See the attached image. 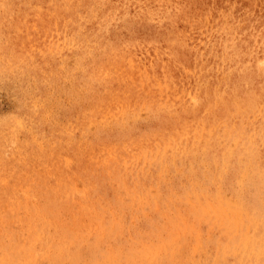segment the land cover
Returning <instances> with one entry per match:
<instances>
[{
  "label": "rangeland",
  "instance_id": "rangeland-1",
  "mask_svg": "<svg viewBox=\"0 0 264 264\" xmlns=\"http://www.w3.org/2000/svg\"><path fill=\"white\" fill-rule=\"evenodd\" d=\"M93 1L95 8L105 9L108 5H115L113 18H107L100 23L99 18L90 20L86 10L81 9L79 12L80 25L72 27L71 24V27L66 25L56 29L62 23L57 27L48 25V22L43 21L42 14L31 13L26 10L25 0H0V192L38 190L46 193L48 191H67L73 188L75 181H82V173H86L90 179L98 182V190L102 194L89 197L85 194L83 184L80 185L81 194L87 198L65 203L60 212L56 211L55 220L50 223L53 229L56 228L57 223L61 233L65 228L78 232L76 233L79 238L78 243L76 247L72 245L71 255H74L75 259H71V264L74 262L75 264L77 262L78 264H100L101 255L106 254L113 247H116L118 251V256L116 255L117 257L114 258V264L118 262L121 264L125 261L126 264H170V261L171 264L176 262L177 264H194V260L195 264H264V183L261 182L264 181V178L258 177L253 168L248 169V174L245 175L246 167L251 166V159L253 158H258L259 164L264 168V85L256 90V93L247 94L248 99L242 100L241 107H247L246 109L243 107L242 110L237 107V111L232 109L234 112L232 116L226 112L228 118L234 120L232 126H225L223 124L224 116L220 115L218 111L216 112V118L221 121L219 128L222 136L217 138L219 141L216 137L203 136L202 145L193 146L192 143L196 142L193 139V132L196 131L194 122L196 121L188 119L191 123L187 132L189 142L185 145L175 144L172 153L166 154L173 161L177 159L175 170H173L174 172L177 171L178 181H175L174 175L168 172L159 175L154 159L149 161L146 159L142 164L135 166L130 163L128 169L133 166L130 170L133 171L135 168L130 181H126L123 177L122 179L118 178L119 172H123L124 169L121 170L122 165L119 164L122 163L116 159L114 154L117 151H126L128 146L132 151V136L141 137L139 143H144L143 134H138L136 130H133L129 136V125L122 126L111 118H100L97 125L100 126L99 134L104 139L98 143H96V135L89 133L85 139L82 131L79 132L76 128V121L78 120L76 116L77 88L79 86L76 79L77 72L75 73L76 63L71 51H75L76 45L74 43L78 42L77 36H80L84 31L86 32L87 29L93 30L95 23H100L97 26L102 24L111 26L105 32L100 33L96 39L93 38L95 49L91 55L85 57V60H81L80 64L84 68L87 64L88 69L101 70L110 57V49L114 46L118 47L120 53L115 62L121 74L106 81V90L109 91L131 93L133 87L129 81L135 82L138 86L144 85L141 82L139 71L135 68L136 61L143 57L154 58L151 71L156 76L159 74L166 75L168 70H176L177 75L180 73L184 79L198 80L202 79L205 72L211 69L214 52L223 50L233 61L230 63L220 58L226 69H233L230 79L240 71L247 74L254 70L238 69L243 63V58L238 56L239 51H244L245 42L237 37H228L226 33H222L220 36L207 35L200 30L192 29V41L186 47H174L165 40V38L168 39V36L164 32L161 36L160 23H151L155 19L151 11L155 0ZM180 1L191 9L188 2ZM140 6L142 7L138 9L137 7ZM208 15L214 25H220L214 9L209 10ZM234 15L238 19L240 26L238 31L241 34L259 35L263 31L264 15L261 9L256 7L255 10L242 11L238 7L235 9ZM115 19H118V22L111 24ZM161 22L165 23V21ZM257 39L258 52L248 57L247 61L264 56V40L260 36ZM158 44L167 47L170 52V57L166 62L157 52ZM260 51L263 52V55H260ZM228 55L223 54L225 58H228ZM126 56L133 59H124ZM172 97L176 101L173 103L174 106L183 102L176 90H173ZM84 100L87 110L93 113H107L108 105L105 101L120 104L119 99H111V101L104 99L105 101L102 100L101 102L104 110H100L96 108L93 97L88 96ZM165 110L169 117L170 113L166 107ZM150 112L152 113L150 115L143 113L140 119V125L147 129L148 133H156L168 126L169 120L163 114L153 110ZM134 115L133 111L127 114L131 118ZM170 120L177 122L175 117ZM161 125L165 126L161 127ZM175 127L173 125L171 130ZM232 136L238 142H234ZM251 136H255L254 142L246 143V147L243 142ZM127 138L128 143L126 142ZM231 141L234 146L229 148ZM184 147H186L185 150ZM100 149H107L108 154L102 157L97 156L95 151ZM99 158L104 161H97ZM210 158L214 161L219 158L218 163L225 171L224 173L231 176V188H229L228 178L217 176V180L214 182L221 184L219 188L213 187L214 190L208 188L205 192L198 191L196 196L190 193L187 196L188 203L186 204L181 200V196L184 197L181 184L189 183L185 182L183 178L184 172L188 171L185 170L186 166H189L190 163V165H198L205 172L216 173V166ZM181 162L182 164H180ZM105 166L107 168L114 166L115 168L107 169ZM253 175H255L254 180ZM127 176H130L129 172ZM107 178L113 181V188L108 192L103 185V181ZM250 181H255L258 185L249 184ZM129 182L134 184V192L133 190L128 191ZM199 182L201 183V181ZM194 185L198 187L197 182ZM227 186L228 188H226ZM166 187L170 188L167 193L165 192ZM241 187L244 188L241 189ZM259 187L262 189L261 193L258 192ZM173 191L177 193L172 194ZM154 194L160 196L157 201ZM132 196H137L140 199L135 202L131 199L130 202ZM217 196L220 197L217 198ZM80 197L82 196L80 195L78 198ZM219 202L228 207L222 213L215 208ZM47 205L48 202H45L44 206ZM4 207H6L4 216L0 215V260L4 254L3 247L13 245L14 247H26L24 251L16 250V254L19 256L13 258V264H50V259L53 257L49 252L56 251L55 248H52V242L50 243L51 238L42 235L38 241L34 242L35 239L33 238L32 242L27 243L19 236V233L24 228L22 219L28 214L10 200L4 201ZM196 207L198 208L196 209ZM237 208L238 213L236 212ZM188 212L193 217L197 214L202 219V222L194 224L196 226L195 231L193 229L195 226L193 227L191 223H188L189 221H184V215H187ZM251 215L255 216L252 217ZM109 216L110 218H108ZM248 216L250 217L248 218ZM171 217L175 218L174 220L183 218V221L178 226L176 224L174 226V223H169ZM116 220L118 222L120 220L121 223L118 224V230L114 231L112 239V232L107 230L106 225L108 222L111 223ZM101 221L102 225L100 224ZM128 223L131 225L129 226ZM238 225L239 227H236ZM33 227L35 228V226ZM158 227L159 230L157 231ZM226 228L227 230H225ZM176 230L180 235L182 234L179 244L178 240L172 238V240H167L174 247L173 256L170 251L165 253V250L160 247L163 242H166V237L170 238V235L172 233L174 235ZM106 231L107 233H105ZM238 231H242V233H238ZM5 232H10L13 236L9 237L4 234ZM165 232L167 233L165 234ZM14 235L16 236L14 237ZM58 237L59 235L55 236V242L58 241ZM181 240L183 241L180 243ZM137 241L139 242L137 243ZM90 243L93 245H89ZM151 245L154 246L155 250L152 249L151 251L156 253V257L149 259L150 263L142 261L146 258L145 255L142 257L143 250L149 248L148 246L151 247ZM240 245L242 246L241 249ZM232 247L233 249H230ZM73 249L75 250L73 251ZM42 252L44 255H41ZM137 252L138 254H136ZM120 254L122 257L119 256ZM48 256L49 259H47ZM180 256H182L181 259ZM20 257L22 261H20ZM95 257L96 259L101 258V260L96 262ZM191 257L194 259L192 258V260ZM167 259H170L169 262Z\"/></svg>",
  "mask_w": 264,
  "mask_h": 264
},
{
  "label": "bare ground",
  "instance_id": "bare-ground-1",
  "mask_svg": "<svg viewBox=\"0 0 264 264\" xmlns=\"http://www.w3.org/2000/svg\"><path fill=\"white\" fill-rule=\"evenodd\" d=\"M184 1H186L190 4L191 9L189 8L188 5L181 2L180 0H155L153 7L151 9V11L153 12V14L155 16V19L151 23H160L161 36H163V32H164V34L166 36H168V39L165 38V40L170 42L174 47H186L187 44L192 41V29L200 30L204 34H207V35L220 36L222 33H226L228 35V37H237L238 39L245 42L244 51L243 52L241 50L239 51L240 54L238 56L243 58V63L241 65V67L238 69L248 68V69H253L254 71H250L247 74H243V71H240V73L235 74L236 76L235 75L233 76L235 78L232 77L230 79V75L233 73V69H231V70L226 69L224 67L223 61L221 59H224L230 63H233V61L227 53H225L223 50H219V51L214 52V57L212 59V67L207 72H205V75L203 76L202 79H198V80L184 79L180 76L179 72H178L179 74L177 75L176 70H168L166 75L159 74L156 76L151 71L152 60L154 58L143 57V58L136 61L135 68L139 71L141 82L144 83V85L138 86L135 82H131L128 80L130 85L133 87L131 90V93H125V92H119V91H109V90H106V86H107L106 81L112 79L114 76H118L121 74V71H118L119 67H118L117 63L115 62L116 57L120 53V49L116 46H114L110 49V57L108 58V61L106 62L105 66L101 70L100 69H88L89 66L87 64H85V68H84L80 64V61L85 60V57L88 55H91L93 50L95 49V42H94L93 38L96 39L100 35V33L105 32L111 26V25H107V24H102L100 26H97V25L100 24L102 20H105L107 18H110V19L113 18L115 5H108V6H106L105 9H101V8H95L93 0H25L26 10L28 12H31V13L42 14V17H44L43 21L48 22V25L53 26V27H57L58 25H60L62 23L56 29H60V27H63L66 25H69L71 27V24H72V27L75 25H80L81 19L79 18V12L81 9L86 10V14L90 20H94V19L99 18L100 23H95L93 26V30L87 29L86 32L88 34L84 31L83 33L80 34V36H77L78 42L74 43L76 45V48H74L76 52L71 51L72 57H74V60L76 63L75 73L77 72L76 73L77 74L76 79H77V85L79 86V88H77V93H78L77 99L78 100H77V105H76V116H77L78 120L76 121V128L79 132L82 131V135H83V137H85V139H86V135H88L89 133H93L94 135H96L97 136L96 143H98L101 140H103L104 138L99 134V131L101 128H100V126L97 125V123L99 122L100 118L105 117V118H111L112 120L116 121L118 124H120L122 126L129 125V127H130L129 136H130V134H132L133 130H136L138 134H141V133L143 134L142 139H143L144 143H142V144L139 143V141L141 140V137L135 138L134 136H132V140H133L132 144H131L132 151H131L130 147L128 146L126 151H122V152L117 151L114 154L116 159L122 163V164H119V165H122L121 170L124 169L123 172H119L120 173V175L118 177L119 179H122V177H123L124 179H126V181H130L134 175V172H135V168L133 171H130L133 166H135L136 164H142L143 161L146 159H147V161H149L150 159H154L156 161L155 166H157V173L159 175H162L163 173L168 172V173H171L174 175L175 181H178L179 179H178V175L176 173L177 171L174 172L175 167H176L175 163H176L177 159H175L173 161L166 154L172 153L173 146L175 144L185 145L189 142V138L187 137L188 136L187 132H188V128L191 127V123L188 121V119H192V120L196 121V122H194L196 124V127H195L196 131L193 130L194 131L193 132L194 133L193 139L196 140V142L192 143L193 146H195V147L201 146L203 136H207L208 138L209 137H216V139L219 137L221 138L222 134H221V131L219 128L221 121L219 118H216V112L218 111L220 113V115L224 116L223 124L225 126H227V127L232 126L234 120H231L230 118H228L226 112H228L232 116V114L234 113L232 111V109L236 110L238 107L239 110H242L243 106L241 107V103H242V100L248 99L247 94L256 93L257 92L256 90L260 89L264 85V56H261L260 58L253 59V60L250 59V61H247L248 57H250L251 55L258 52V49L256 47V44L258 42L257 37L260 36L264 40V29L259 35L249 36V35L241 34L238 31L240 28L239 23H238V19H236L235 15H234V11L238 7H240L242 11L255 10L257 7L263 11V15H264V0H184ZM141 7L142 6L137 7V8L139 9ZM211 9H214L216 11V19L218 20V23H220V25H214L213 22L210 20L208 12ZM161 21H165V23H162ZM117 22H118V19H115L112 21L111 24H115ZM84 26L85 25L83 24V27ZM193 27H196V28H193ZM157 52H158L159 56H161L163 58L164 62H166L170 57V52H169L168 48L165 46L158 44ZM259 53H260V55H263L262 51H260ZM223 54H226L229 57L225 58L223 56ZM124 59L129 60V59H133V58L132 57L129 58V56H126V57H124ZM145 84H150V85H145ZM74 88H76V87H74ZM173 90L177 91V93L180 96V99L183 101L179 104L177 103L176 106L173 105V103H176V101L172 97ZM88 96L93 97V99L95 101L96 108H98L100 110H104L102 103H101L102 100L103 101H105V100L111 101V99H119L120 104H118L117 102L105 101V103L108 105L106 108L107 113H102V112L101 113H93L91 111H88L86 106H85L84 98H86ZM239 103H240V105H239ZM256 105L257 104H255V106ZM151 106H153V107L151 108ZM261 106H263V105H261ZM165 107L170 113L169 117L166 114ZM183 107H185V108H183ZM139 108H140V110H139ZM186 108H189V109H186ZM243 108L246 109L247 107H243ZM150 110L158 111L159 113L163 114L164 117L169 120L168 126L165 127L164 129H162L161 131H157L156 133H153V132L148 133L147 129L143 128L140 125V119H141V117H142L141 115L143 113H148V115L152 114L150 112ZM131 111H133L135 114L132 118L127 116V114H129V112H131ZM253 111H254V109H253ZM173 117H175V121H177V122L170 120ZM30 119H33V118H30ZM229 120H230V122H229ZM180 121H181V123H180ZM18 123H19V121H18ZM173 125L176 127L171 130ZM162 126L164 127L165 125H161V127ZM180 128H181V130H180ZM254 138H255V136H251L250 138L247 139V141L244 140L243 143L247 147L246 143H251V142L253 143ZM232 140L234 142H238L234 136H232ZM126 142L128 143V138L126 139ZM213 143H214V141H213ZM232 146H234V144L231 141V145L229 148H231ZM185 148L186 147H184V150H185ZM248 151H250V150H248ZM182 152H180V153H182ZM95 154L99 157H102V156H105L108 154V150L107 149H100V150L95 151ZM174 154H173V156H174ZM218 159L219 158H216V160L214 161L212 158H210V160L216 166V171H217L216 173H213V174L210 172H205L201 167H198V165H190V163H189V166H186L185 170H188V171L184 172L183 178H184L185 182H189L190 184L189 183H185V185L181 184L182 189L184 191L183 192L184 197L181 196V200L183 202H185L186 204L188 203L187 202V196H189L190 193H192L194 196H196V193L205 192L208 190V188H212L213 190H214L213 187L219 188L221 184L214 182L215 180H217V178H216L217 176H220V178H222L223 176L228 178L229 185H230L229 188H231V176L224 173L225 171H223L222 167L219 165ZM97 161H104V160L99 158ZM251 161H252V164L250 167L245 166L246 167L245 175L248 174V169L253 168L255 170V173H257L258 177L264 178V168L259 164L258 158H253V159H251ZM130 163H132L133 166L131 167V169H128V166ZM180 164H182V162ZM112 168H115V167L111 166L107 169H112ZM128 172H129L130 176H127ZM139 174H141V173H139ZM252 177L254 180L255 175H253ZM81 178H82V181H75L73 188H71L70 190H67V191H62V192L48 191L46 193H42L38 190L37 191H30L29 189H28L29 191H27V190L6 191L5 190L6 192H0V215L1 216H4V211L6 210V207L3 208V203L6 200H10V201H12V203L14 205L20 206L22 208V210L25 211L26 214H28L22 219V221L24 223V228H22V232L19 233V236L21 238H23L25 241H27V243L32 242L33 238L35 239L34 242L38 241V238H41L42 235H44V236L47 235V236H49V238H51L50 243L52 242V244H53L52 248H55L56 251L55 252H49V254L53 257L50 259V264H71V259H73V260L75 259V256L71 255V251L73 248L72 245H74L76 247L78 240H79L78 234H76L78 232H76L74 230L71 231V229L65 228L62 231L63 233H61L59 231V228H58L59 225L57 226V223H56V228L53 229V227L51 226L50 223H52V220H55L54 217H56V211L58 210L60 212V209L64 207L65 203H69L73 200H78V201L79 200H85L88 195H89V197H92L94 195H99L101 193L98 190V182L97 181L90 179V177L86 173H82ZM199 181H201V183ZM195 182H197L198 187L196 185H194ZM261 182L264 183V181H261ZM250 183L257 184L255 181L254 182L250 181L249 184ZM82 184H83L84 189H85V194L87 195L85 197L81 194V191L79 189V186ZM103 185H104L106 192H108L113 188V181L109 180V178H107V179H105V181H103ZM226 188H228V186ZM243 188L244 187H241V189H243ZM253 189H255V188H253ZM131 190H133V192H134V184L132 182H129L128 183V191H131ZM261 190L262 189L259 187L258 192L261 193ZM167 191H170V188L166 187L165 192L167 193ZM174 193H177V192L173 191L172 194H174ZM234 193H235V191H234ZM80 195L82 197L78 198ZM215 195H216V192L214 193V197H215ZM226 196H227V194H226ZM159 197L160 196L158 194H154V198L156 201L159 199ZM211 197H213V196L211 195ZM219 197L217 196V198H219ZM227 198H228V196H227ZM131 199L133 202H135L140 198L137 196H132V198H130V202H131ZM45 202H48L47 206H44ZM73 203H75V202H73ZM231 204H233V203H231ZM130 206H132V205H130ZM240 206H242V205H240ZM193 207H194V205H193ZM166 208H168V207H166ZM197 208L198 207H196V209ZM203 208H204V206H203ZM215 208L217 210L221 211V213H222V211H224L228 207L226 205H224L223 203L219 202V204L216 205ZM207 209H209V208H207ZM236 210H237L236 212L238 213V208ZM252 210H253V208H252ZM203 212H205V211H203ZM117 214L119 215V213H117ZM215 215H217V214H215ZM190 216H191V218H190ZM253 216H255V215H253ZM202 217H205V215H202ZM237 217H238V215H237ZM249 217L250 216H248V218ZM108 218H110V216ZM112 218H111V220H112ZM120 218H122V217H120ZM216 218H214V219H216ZM3 219H4V217H3ZM174 219H173V217H171L169 220V223H174V226H175V224H176V226H178L179 223H181L183 221V218H179V219L176 218L177 220H174ZM232 219H233V217H232ZM123 220H124V218H123ZM102 221L100 223L101 225H102ZM175 221H177V222H175ZM184 221H189L188 223H191L192 226L194 227L195 226L194 224H196L198 222H202V219L199 218L197 216V214H195L193 217L192 215H190V212H188L187 215H184ZM216 221H218V220H216ZM119 223H121L120 220H119V222L116 220V221H113L111 223L108 222V225H106L107 230H110L112 232V234H111L112 239L114 237V231H117L119 228V225H118ZM128 224H129V226L131 225L130 223H128ZM41 225H45V226L42 227ZM149 225H148V227H149ZM227 225H228V223H227ZM33 226H35V228ZM106 226H105V228H106ZM164 226H165V224H164ZM229 226H231V225H229ZM97 227H98V225H97ZM236 227H239V225ZM246 227L249 228V226H246ZM102 228H104V227H102ZM195 228H196V226L193 228L194 231H195ZM98 229H100V228H98ZM129 229H130V227H129ZM199 229H201V228H199ZM156 230L158 231L159 227ZM164 230H166V229H164ZM164 230H163V234H164ZM169 230H171V229H169ZM225 230H227V228ZM183 231H184V229H183ZM242 231H243V227H242ZM242 231L241 232L238 231V233H242ZM171 232H173V231H171ZM56 233H61V234H58L59 235L58 241L55 242L54 241L55 236H58ZM105 233H107V231ZM115 233H117V232H115ZM166 233L167 232H165V234ZM199 233H197V234H199ZM233 233H236V232H233ZM4 234H6L9 237L13 236V234L10 232H5ZM227 234H229V233L227 232ZM127 235L128 234L126 232V236ZM15 236L16 235H14V237ZM180 236H182V234L180 235V233L177 232V230L174 231V235L172 233L170 235V238L166 237L165 243L162 241L163 244H161L160 248H163L165 250V253H166V251H170L171 254L174 256V252H175L173 250L174 247L167 240H170L172 238L173 240H176V241L178 240L177 242L179 244V239L182 238V237L180 238ZM135 238H137V237H135ZM246 238H247V236H246ZM9 239H11V238H9ZM87 239H86V241H87ZM161 239H162V237H161ZM191 239H192V237H191ZM46 240H47V238H46ZM254 240H256V239H254ZM182 241L183 240H181L180 243ZM96 242H97V240H96ZM138 242L139 241H137V243ZM128 243H130V242H128ZM128 243H126V244H128ZM152 243H153V241H152ZM112 244H114V243H112ZM175 244L178 245L177 243H175ZM80 245H81V243H80ZM89 245H93V244L90 243ZM254 245H255V243H254ZM157 246H158V244H157ZM159 246H160V244H159ZM50 247H51V245H50ZM111 247H113V246L111 245ZM148 247L149 248H147L146 250L145 249L143 250L142 257H144V255H145L146 258L142 261H146V262L150 263L151 261H149V259L155 258L156 253L151 251L152 249H154V246L151 245V247L150 246H148ZM182 247H184V246H182ZM182 247H180V248H182ZM187 247H189V246H187ZM241 247L242 246L240 245V249H241ZM119 248H120V246H119ZM155 248H156V246H155ZM192 248H193V245H192ZM18 249H21L20 251H24V250H26V247L25 246L24 247H22V246L21 247H14L13 245H5L3 247L4 254L0 260V264H9V263L13 264V262H12L13 258L15 256L16 257L19 256V254H16V250H18ZM38 249L40 250V248H38ZM77 249H78V247H77ZM230 249H233V247ZM30 250H32V249H30ZM48 250H49V248H48ZM74 250L75 249H73V251ZM45 251L46 250H44V252ZM139 251H141V250H139ZM251 251H252V249H251ZM160 252H162V251L160 250ZM192 252H196V251H192ZM80 253H79V256H80ZM130 253H131V251H130ZM198 253H197V256H198ZM136 254H138V252ZM251 254H252V252H251ZM41 255H44L43 252L41 253ZM116 255L118 256V251H117L116 247H113L112 249L108 250V252L106 254L101 255L102 260H101V258L96 259V257L94 259H96V262L97 261L99 262V260H101L102 264H114V262H115L114 258L117 257ZM181 255H184V254L181 253ZM188 255H190V254H188ZM254 255H256V254H254ZM119 256L122 257V254H120ZM159 257L161 258V256H159ZM181 257L182 256H180V259H181ZM247 257H248V255H247ZM163 258H165V257H163ZM175 258H174V260H175ZM192 258L193 257H191V259ZM47 259H49V256ZM245 259H247V258H245ZM16 260H18V259H16ZM43 260H46V259H43ZM157 260H159V259H157ZM169 260H168V262H169ZM20 261H22L21 257H20ZM29 261H30V259H29ZM33 261H35V260H33ZM33 261H31V262L33 263ZM125 262H123L121 264H126ZM184 262H185V259H184ZM154 263H155V261H154ZM195 263L196 262L194 260V264ZM239 263H241V262H239ZM254 263H256V262H254ZM74 264H75V262H74ZM77 264H78V262H77ZM170 264H171V261H170ZM172 264H177V262L172 263Z\"/></svg>",
  "mask_w": 264,
  "mask_h": 264
}]
</instances>
